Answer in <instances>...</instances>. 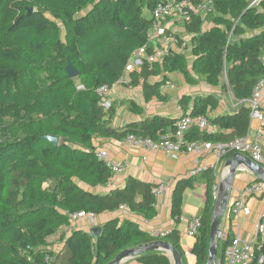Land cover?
Here are the masks:
<instances>
[{
  "label": "trees",
  "instance_id": "16d2710c",
  "mask_svg": "<svg viewBox=\"0 0 264 264\" xmlns=\"http://www.w3.org/2000/svg\"><path fill=\"white\" fill-rule=\"evenodd\" d=\"M161 1L0 0V264H108L124 249L159 239L130 219L107 220L97 237L84 229L69 233L65 229L70 215L79 211L98 215L126 207L145 219L157 214L151 182L131 176L123 187L96 190L106 186L114 172L99 158L94 140H122L133 134L158 141L162 134L175 131L178 118L160 114L114 125L116 103L106 110L97 92L125 74L132 54L147 42L153 26L147 13L152 14ZM212 8L217 16L208 30H203L199 14L183 22L193 36L191 67L185 52L170 49L162 61H145L126 87H142L146 103L166 102L169 95L163 86L171 82L168 74L180 72L189 83L202 81L213 87L223 83L237 101L250 98L264 78V2L249 7V0H213ZM68 62L79 76L68 77ZM126 102L130 111L142 114L137 101ZM219 102L212 93L180 98L182 108L193 116H207L216 128L193 126L186 134L188 141L224 142L249 133V104L242 102L233 113L211 115ZM48 135L58 137L59 143L54 145L45 138ZM198 182L206 183L207 197L192 253L196 264H206L216 203L214 170L204 169L176 183L172 216L179 221L183 194ZM163 239L187 264L180 233L171 230ZM54 240L62 247L55 249ZM258 240L254 261L264 255V242ZM230 243L231 239L221 243L223 261ZM136 259L141 264H171L163 251L142 253Z\"/></svg>",
  "mask_w": 264,
  "mask_h": 264
},
{
  "label": "crops",
  "instance_id": "0c3cea01",
  "mask_svg": "<svg viewBox=\"0 0 264 264\" xmlns=\"http://www.w3.org/2000/svg\"><path fill=\"white\" fill-rule=\"evenodd\" d=\"M149 17L152 14L147 13ZM206 15L204 19L203 30H208L215 23L209 22ZM170 32H173L176 40L168 43L170 49L179 52H185L189 60V67H191L194 56L190 55L188 51L191 49L192 38L191 34L186 33L184 23L179 20L168 21ZM193 47V44H192ZM191 60V62H190ZM171 79L169 86L164 85L163 90L168 93L169 99L166 102L153 100L146 103L143 99L142 87H119V89L112 94L113 102L116 104V115L113 120L114 125L127 123L132 120L143 119L147 116L160 114L174 118L180 117L185 112H190V109H184L179 104V100L184 95L215 94L218 96L220 102L217 109L211 115L228 114L236 112L241 107V101L233 98L230 102L226 100L225 94L222 93V86L213 87L205 82L199 81L195 84L186 81L184 74L180 72H173L168 74ZM234 97V96H233ZM123 100H135L138 104L143 106L142 114H137L128 109L129 102L123 104ZM264 106V97L262 99ZM216 131V129L214 130ZM249 136L257 139L260 143L263 158H264V127L261 126L258 119L251 118V125ZM261 134V137H260ZM94 144L99 151L106 150L111 159L124 163L125 169L121 173L113 174L110 182L104 187H98L96 190L101 192H108L111 189L123 187L128 177L134 176L143 181L158 184L166 182L169 184L166 192L156 196L155 207L157 214L152 219H145L143 217L134 215L123 209H118L113 212H106L95 216L94 221L90 219H80L75 224H70L65 229L67 233L73 229H84L90 232L92 227L102 226L107 220L119 219L123 221L130 219L137 222L145 231L150 234L159 232L161 230H177L180 233V244L186 253L187 264H196L197 257L192 253V248L196 242V237L188 234L189 222L195 215H200L202 209L206 204L207 185L205 182H198L192 188L185 190L182 197V215L177 221L172 216V193L176 183L184 178L190 177V171L196 166L197 157L187 152H174L168 154L163 150H155L144 148L140 145L121 142L112 138H96ZM201 161L204 164L216 163L217 158L208 153H203ZM229 160V159H228ZM227 160H220L217 171V176L223 178L226 174L225 162ZM264 166V161L262 163ZM217 178V183H220ZM256 175L245 168H239L235 173L230 189L227 207L224 215L221 218V229L223 232L222 239L219 241V251L221 250V243L223 244L228 239H233L236 236L244 240L251 241L256 245L260 244L257 235V224L264 215V194L260 196H249L247 198L248 205L251 208L249 214H240L236 216L231 211V204L243 192V190L252 182H256ZM159 239L162 237L155 236ZM263 242V241H262ZM62 242H56L54 248L62 247ZM224 262V263H223ZM122 264H141L136 257L129 258ZM171 264L173 262L171 261ZM222 264H228L226 260H222Z\"/></svg>",
  "mask_w": 264,
  "mask_h": 264
},
{
  "label": "built area",
  "instance_id": "2783aa9c",
  "mask_svg": "<svg viewBox=\"0 0 264 264\" xmlns=\"http://www.w3.org/2000/svg\"><path fill=\"white\" fill-rule=\"evenodd\" d=\"M264 0H249V7H259ZM213 6V0H202L199 3H192L190 0H162L152 13L153 26L149 31L147 42L139 47L132 54L129 64L126 68L125 74L117 80L112 87L103 85L98 88V95L101 97V104L107 110L112 106V94L116 92L119 87L126 86L131 79V74L139 69L145 62L162 61L168 54L170 48L168 43L175 41L176 37L173 32H170L168 21L179 20L188 21L192 14H199L205 19L208 11ZM151 48V50H149ZM264 59V57H263ZM168 81L165 85L169 86ZM83 88L82 85L78 86ZM264 97V78L259 80L255 85L252 95L246 100L251 108V118L258 119L262 127H264V106L262 99ZM197 126L201 130L214 131L216 128L210 123L209 118L204 115L193 116L191 113L185 112L178 117L175 131L173 134H162L158 141L151 138H137L129 135L121 140L131 144L140 145L144 148L163 150L168 154L174 152H187L197 157L196 166L190 171V176L197 175L200 171L210 168L215 172L218 169L219 161L229 153H243L252 158L255 162L262 164L264 161L260 143L257 139H253L249 134L233 140L224 142H210V141H188L186 134L193 127ZM261 137V134H260ZM203 153L212 154L217 158L216 163L204 164L201 159ZM99 158L103 159L106 164L112 168L113 172L121 173L125 169L122 162L114 161L110 158L106 150L100 149L98 151ZM220 181V177L217 176ZM169 184L160 182L153 187V193L158 196L168 189ZM214 197H217L218 183L214 186ZM264 194V181H256L250 183L241 192L238 197L231 204V211L236 216L240 214H249L251 208L248 205L247 198L249 196H260ZM121 209L128 211L126 207ZM96 214L92 212L79 211L70 215V224H75L80 219H90L92 222ZM202 225L200 215H195L189 222L188 234L196 237ZM171 230H161L153 233V236L165 237ZM257 235L264 242V215L257 224ZM254 243L242 239L239 236L234 237L231 243L226 247L225 260L228 264H264V255H260L256 261L253 259Z\"/></svg>",
  "mask_w": 264,
  "mask_h": 264
},
{
  "label": "water",
  "instance_id": "95a60500",
  "mask_svg": "<svg viewBox=\"0 0 264 264\" xmlns=\"http://www.w3.org/2000/svg\"><path fill=\"white\" fill-rule=\"evenodd\" d=\"M33 8L29 7L28 12H32ZM66 72L68 77L74 78L80 75V71L71 63L68 62L66 65ZM46 139L50 140L54 145L59 143V138L55 136H45ZM227 168L226 174L218 186V193L216 197L215 208L212 215L210 232H209V248H208V260L206 264H222V258L219 255V241L222 239L221 229V218L225 213L232 181L235 173L239 168H245L256 175V180L264 181V166L260 163L255 162L248 155L236 152L232 158L225 162ZM101 226L92 227L90 232L94 237H97L101 232ZM157 239L149 243L127 248L122 250L112 261L108 264H122L129 258L136 257L142 253L150 251H163L165 252L173 264H183L182 256L179 250L169 241L163 239ZM264 252V248H262Z\"/></svg>",
  "mask_w": 264,
  "mask_h": 264
},
{
  "label": "rangeland",
  "instance_id": "374dc122",
  "mask_svg": "<svg viewBox=\"0 0 264 264\" xmlns=\"http://www.w3.org/2000/svg\"><path fill=\"white\" fill-rule=\"evenodd\" d=\"M207 18H208V20H210L209 22H211V23H215V18H216V16H217V14H216V12L213 10V8H211L209 11H208V13H207ZM193 47H192V44H191V49L188 51V53L190 54V55H192L193 54ZM193 56V55H192ZM190 62H191V60H190ZM221 86H222V93L223 94H225V97H226V100L228 101V102H230L234 97H233V94H232V92L230 91V89L227 87V86H225L223 83L221 84ZM55 242H56V240H54Z\"/></svg>",
  "mask_w": 264,
  "mask_h": 264
}]
</instances>
